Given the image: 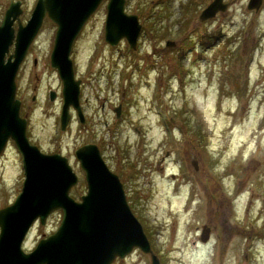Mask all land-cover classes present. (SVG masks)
<instances>
[{
	"label": "rangeland",
	"instance_id": "obj_1",
	"mask_svg": "<svg viewBox=\"0 0 264 264\" xmlns=\"http://www.w3.org/2000/svg\"><path fill=\"white\" fill-rule=\"evenodd\" d=\"M9 1L0 0V20ZM210 1L125 0L142 24L132 48L125 38L115 45L104 39L102 0L73 46L87 119L81 123L74 112L64 129L61 98L45 94L58 83L47 62L56 26L45 15L17 70L16 96L30 140L68 156L78 175L70 188L76 199L86 180L74 149L99 144L160 264H264V0L258 8L223 0L225 10L199 21ZM35 2L20 1L23 23ZM23 175L9 140L0 153V207L13 201ZM61 216L58 208L37 220L24 250L54 231ZM204 225L208 237L201 240ZM111 264H151V257L135 247Z\"/></svg>",
	"mask_w": 264,
	"mask_h": 264
},
{
	"label": "water",
	"instance_id": "obj_2",
	"mask_svg": "<svg viewBox=\"0 0 264 264\" xmlns=\"http://www.w3.org/2000/svg\"><path fill=\"white\" fill-rule=\"evenodd\" d=\"M20 1L10 0L0 20V153L13 140L24 174L13 201L0 207V264H111L135 247L150 253L151 264H160L118 173L107 165L98 145L86 142L74 150L86 180V191L76 199L70 188L78 175L68 157L58 151L45 152L30 141L27 119L20 113L21 99L16 96L17 70L47 15L56 23L50 61L62 80L61 129L68 123L69 105L82 117L79 79L69 54L74 38L102 0H36L24 23L19 16ZM261 1L248 0L247 7L258 8ZM227 5L223 0H211L198 20L214 16ZM141 27L138 15L125 10V0H107L104 39L109 44L125 38L135 48ZM166 43L173 45L174 41ZM115 110L118 116L120 106ZM58 208L62 216L57 228L32 249L24 250L31 226L37 220L44 223ZM208 231L204 225L201 240L208 237Z\"/></svg>",
	"mask_w": 264,
	"mask_h": 264
},
{
	"label": "flooded vegetation",
	"instance_id": "obj_3",
	"mask_svg": "<svg viewBox=\"0 0 264 264\" xmlns=\"http://www.w3.org/2000/svg\"><path fill=\"white\" fill-rule=\"evenodd\" d=\"M91 16V15H90ZM87 21V20H86ZM54 22V21H53ZM54 24H55V26H56V23L54 22ZM85 24V23H84ZM84 26V25H83ZM82 26V27H83ZM40 29V28H39ZM82 29V28H81ZM39 31V30H38ZM55 31H56V28H55V30H54V32H53V37L55 36ZM81 31V30H80ZM80 31H79V33H80ZM38 33V32H37ZM78 33V34H79ZM78 34L76 35V37L74 38V40H73V43H72V46H71V50H70V57H71V59H72V64H73V70H74V76H75V78H77V79H79V86H80V91H79V106H80V110H81V113H82V117L78 114V111H77V109L73 106V105H69V107H68V111H69V114H70V117H71V115L75 112L76 114H77V116H78V119H79V121L81 122V123H84L85 121H86V115H85V110H84V108H83V106H82V101H81V90H82V85H83V80H82V78L81 77H78L77 75H76V73H75V67H74V61H73V46H74V42H75V40H76V38H77V36H78ZM53 42H54V39H53ZM52 46H53V44H52ZM29 50V49H28ZM51 50H52V48H51ZM27 53H28V51H27ZM27 53H26V55H27ZM50 53H51V51H50ZM50 53H49V55H48V60H47V62H48V66H50L49 68H50V70H54L55 71V73L57 74V76H58V83H57V85H54V86H52V85H48L47 86V88H46V91H45V94H46V96H47V99L49 100V101H55L57 98H61V102H60V107H59V110H58V119H59V121L61 122V109H62V104H63V99H62V80H61V78H60V76H59V74H58V70H57V68H55L54 66H52L51 65V61H50ZM26 55H25V57L23 58V60H22V62L20 63V65H19V67H21V65L25 62V58H26ZM37 58L36 57H34L33 58V64H34V66H36L37 65ZM19 69V68H18ZM46 69V66L45 65H43V66H41V70L43 71V70H45ZM36 86V85H35ZM50 92H53L52 94H53V98H51L50 97ZM36 98V95L35 94H33L32 95V99H35ZM21 99V98H20ZM103 104V103H102ZM22 106H23V103H22V100H21V104H20V113H21V108H22ZM118 106V105H117ZM117 106H115L114 107V110H115V108L117 107ZM119 106H120V108H121V103H119ZM115 112H116V110H115ZM120 114V113H119ZM22 115V114H21ZM117 115V114H116ZM23 116H25L26 117V119H27V125H28V118H27V116H26V114H23ZM119 116V115H118ZM70 117H69V119H70ZM69 121V120H68ZM60 128H61V126H60ZM26 130H27V127H26ZM30 139V138H29ZM31 141V140H30ZM32 142V141H31ZM86 142H93V141H84L83 143H86ZM82 143V144H83ZM94 143H96V142H94ZM97 144V143H96ZM81 145V144H80ZM80 145H78V146H80ZM98 145V147H99V144H97ZM77 146V147H78ZM99 149H100V147H99ZM75 150V149H74ZM49 152H55V151H49ZM58 152H60V153H62L61 151H58ZM100 152H101V149H100ZM63 154V153H62ZM65 155V154H64ZM67 156V155H66ZM68 157V156H67Z\"/></svg>",
	"mask_w": 264,
	"mask_h": 264
}]
</instances>
